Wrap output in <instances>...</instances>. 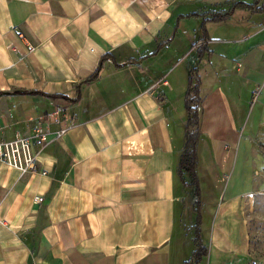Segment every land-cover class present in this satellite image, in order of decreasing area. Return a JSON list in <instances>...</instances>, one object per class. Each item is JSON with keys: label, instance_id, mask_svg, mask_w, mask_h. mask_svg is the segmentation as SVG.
Wrapping results in <instances>:
<instances>
[{"label": "crops", "instance_id": "1", "mask_svg": "<svg viewBox=\"0 0 264 264\" xmlns=\"http://www.w3.org/2000/svg\"><path fill=\"white\" fill-rule=\"evenodd\" d=\"M235 1L0 0V138L57 106L70 124L44 147L39 171L0 163V264H183L188 225L207 247L196 264H257L250 225L264 216V10L205 20L187 51L188 78L200 80L199 223L190 176L178 171L188 78L181 93L154 65L180 15ZM107 52L100 76L81 83ZM215 172L225 179L209 193Z\"/></svg>", "mask_w": 264, "mask_h": 264}, {"label": "rangeland", "instance_id": "2", "mask_svg": "<svg viewBox=\"0 0 264 264\" xmlns=\"http://www.w3.org/2000/svg\"><path fill=\"white\" fill-rule=\"evenodd\" d=\"M231 3L233 2H228L226 7L224 8L225 9L228 8L231 5ZM190 9L191 8L186 7L181 10L182 12H186ZM192 9H197V8H192ZM240 14L241 12H236L232 16V19L236 20L237 16ZM233 20L230 22H233ZM173 24L174 23H172L170 26L171 30L173 28ZM214 24L216 23H212V22L208 23V30L210 34H216L215 32H216L217 27ZM175 26H176L175 37L172 40H170L168 42V46L160 54L157 55L154 65L155 67L157 66L159 68L167 69V72H166L167 79L174 86L178 88V91L180 88L181 93H184L183 85L184 84L186 85L185 80L186 78H188L187 66L191 65V61L193 59V56L189 54L187 51L191 44V41H194V39L198 38L199 36L203 34V29H202V27H204L203 19H198L194 15L180 16L179 20H177V23H175ZM224 27H226V25H224ZM178 97H179V93L174 95V104L176 103L178 106L182 107V104H181L182 101H178L179 100ZM199 147L201 151V155H200L201 162H202V165H204L206 162V154H205L204 149L206 147L204 146L203 142L199 144ZM197 161H199V158H197ZM251 172H253V169ZM216 173L218 172H215V174L211 176L212 178H209L211 179V182H213L212 190H209V193L211 192L217 193V191L219 190V188L222 186L224 182L225 177L220 176V178H222L223 181L221 182L222 184H219V180L217 178ZM256 174H258V172ZM196 175H197V178L201 181L199 174L197 172H196ZM204 193L206 192L204 191ZM193 197H194V194H193ZM262 205H264V203H262ZM209 206L211 208L212 204ZM261 211H264V206H262ZM187 222L190 223L189 221ZM250 229H251L250 238H251V245H252L251 252L254 255H256V257L258 256L260 258L259 261L257 259L258 261L257 264H264V216H259L256 214V217H253V222L250 225ZM181 234L184 237L182 248L185 252L184 254H185L186 259H189L194 250V240H193L194 235H195L194 226L188 225L187 233H181Z\"/></svg>", "mask_w": 264, "mask_h": 264}, {"label": "trees", "instance_id": "3", "mask_svg": "<svg viewBox=\"0 0 264 264\" xmlns=\"http://www.w3.org/2000/svg\"><path fill=\"white\" fill-rule=\"evenodd\" d=\"M262 1L260 5L259 2ZM255 9L257 11L264 10V0H254L251 3H248L243 0H237L233 2L227 9L225 10H214L209 11L208 13L199 14L196 12H193V15H202L203 22L206 21H223L228 19L233 11L235 9ZM191 15V14H189ZM207 15V16H205ZM183 16V15H180ZM165 42H161L160 46L163 45ZM113 59L112 53H105L100 57V62L95 69L93 73H91L88 77H86L81 83L88 82L91 80H95L100 76L101 68L103 66V61L106 59ZM113 63L114 60H113ZM115 65H118L115 63ZM80 83V84H81ZM199 75L197 72L192 73L188 78V88L185 94V109L187 111V120L184 125V144H183V150L178 162V171L180 175L183 174V172H186L190 176L189 184L194 187V195L196 198V204H198L195 209L197 213L196 221L199 223L200 221V213H199V182L196 175V164H197V142L200 136L199 131V119L201 114V98L199 94ZM50 97H56L57 95L60 96V94H47ZM80 95V90L78 91V95L75 99H69L66 96H63L65 100H72L75 101L78 99ZM194 250L191 254V257L184 261L183 264H196L202 256H205L207 254V247L202 243L201 238L199 236V228L197 225V228L195 230L194 235Z\"/></svg>", "mask_w": 264, "mask_h": 264}, {"label": "built area", "instance_id": "4", "mask_svg": "<svg viewBox=\"0 0 264 264\" xmlns=\"http://www.w3.org/2000/svg\"><path fill=\"white\" fill-rule=\"evenodd\" d=\"M32 49L31 46L30 50ZM62 111L63 108L57 106L51 113L31 120L27 131L16 132L10 138H0V163L21 174L39 171V157L44 147L62 136L70 127ZM62 122H64L63 126L57 128L52 126L54 123ZM35 199L41 201L42 197Z\"/></svg>", "mask_w": 264, "mask_h": 264}]
</instances>
